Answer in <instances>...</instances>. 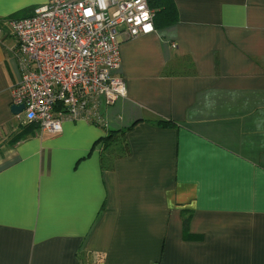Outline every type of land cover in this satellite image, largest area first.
<instances>
[{
	"label": "crops",
	"instance_id": "crops-1",
	"mask_svg": "<svg viewBox=\"0 0 264 264\" xmlns=\"http://www.w3.org/2000/svg\"><path fill=\"white\" fill-rule=\"evenodd\" d=\"M47 1L0 0V264H264V0L121 26L127 95L58 134L11 99L9 20Z\"/></svg>",
	"mask_w": 264,
	"mask_h": 264
},
{
	"label": "built area",
	"instance_id": "built-area-1",
	"mask_svg": "<svg viewBox=\"0 0 264 264\" xmlns=\"http://www.w3.org/2000/svg\"><path fill=\"white\" fill-rule=\"evenodd\" d=\"M154 12L150 0H48L11 18L20 71L11 99L24 105L17 117L51 134L65 121L103 123L101 103L128 92L120 27L126 38L153 32Z\"/></svg>",
	"mask_w": 264,
	"mask_h": 264
},
{
	"label": "trees",
	"instance_id": "trees-1",
	"mask_svg": "<svg viewBox=\"0 0 264 264\" xmlns=\"http://www.w3.org/2000/svg\"><path fill=\"white\" fill-rule=\"evenodd\" d=\"M150 7L154 9V28H157L158 25L162 23H169L177 18V10L173 0H150ZM161 125H166L168 122L162 121ZM163 123V124H162ZM28 126L35 125L38 128V125L34 123L26 124ZM34 126H30L29 129H33Z\"/></svg>",
	"mask_w": 264,
	"mask_h": 264
},
{
	"label": "water",
	"instance_id": "water-1",
	"mask_svg": "<svg viewBox=\"0 0 264 264\" xmlns=\"http://www.w3.org/2000/svg\"><path fill=\"white\" fill-rule=\"evenodd\" d=\"M24 109V105H13L12 111L14 114L18 115Z\"/></svg>",
	"mask_w": 264,
	"mask_h": 264
},
{
	"label": "rangeland",
	"instance_id": "rangeland-1",
	"mask_svg": "<svg viewBox=\"0 0 264 264\" xmlns=\"http://www.w3.org/2000/svg\"><path fill=\"white\" fill-rule=\"evenodd\" d=\"M116 150H117V148H115V149H114L115 152H120V151H121L120 149H119L118 151H116Z\"/></svg>",
	"mask_w": 264,
	"mask_h": 264
}]
</instances>
